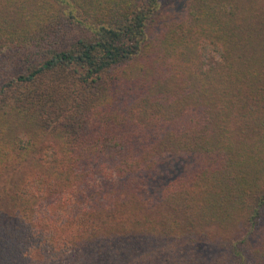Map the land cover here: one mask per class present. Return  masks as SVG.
I'll use <instances>...</instances> for the list:
<instances>
[{"label": "trees", "instance_id": "obj_1", "mask_svg": "<svg viewBox=\"0 0 264 264\" xmlns=\"http://www.w3.org/2000/svg\"><path fill=\"white\" fill-rule=\"evenodd\" d=\"M0 264H264V0H0Z\"/></svg>", "mask_w": 264, "mask_h": 264}]
</instances>
